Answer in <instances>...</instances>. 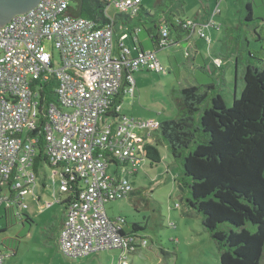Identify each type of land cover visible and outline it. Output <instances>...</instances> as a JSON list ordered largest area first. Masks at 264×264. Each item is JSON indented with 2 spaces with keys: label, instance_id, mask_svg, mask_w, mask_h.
Here are the masks:
<instances>
[{
  "label": "built area",
  "instance_id": "1",
  "mask_svg": "<svg viewBox=\"0 0 264 264\" xmlns=\"http://www.w3.org/2000/svg\"><path fill=\"white\" fill-rule=\"evenodd\" d=\"M72 1L40 0L0 27V208L20 216L27 197L40 200L39 184L48 185L40 174L49 167L51 184L68 198L60 251L76 259L137 248V238L125 231L126 219L112 218L107 206L133 190L128 175L146 161L145 144L160 120L122 115L119 96L135 94L136 72L168 68L155 50L133 54L121 43L117 51L115 17L105 10L110 21L102 24L73 16ZM104 1L132 15L142 5ZM220 12L217 7L207 20L187 25L210 41L205 28L217 27ZM161 31L168 36L165 25ZM44 86L55 100H41ZM140 241L148 243L145 237ZM7 256L0 241V264H7Z\"/></svg>",
  "mask_w": 264,
  "mask_h": 264
},
{
  "label": "rangeland",
  "instance_id": "2",
  "mask_svg": "<svg viewBox=\"0 0 264 264\" xmlns=\"http://www.w3.org/2000/svg\"><path fill=\"white\" fill-rule=\"evenodd\" d=\"M104 5L105 1L100 0ZM248 0H183V6L173 9L175 17L197 20L198 13L205 8L213 11L220 8L215 22L220 30L205 28L210 42L200 38L205 66L207 70L195 67L193 70L187 64L190 44L182 42L176 49L166 47L157 52L161 62L168 68L167 73L143 69L135 73L137 81L136 92L122 94L121 114L135 120L156 119L163 121L174 117L177 107L173 98V90H180L191 84H201L202 78L207 82H215L216 90L225 99L227 107L233 105L234 93L241 96L245 66L250 63L264 65L263 60H257L248 54L250 47L258 49L260 43L254 40V27L260 24V19L245 22L248 13L246 7ZM177 3L175 0H142V5L152 13H156L163 6H171ZM74 5L75 2L72 1ZM179 6V5H178ZM106 12L112 17L116 16V30L122 25L118 14L127 13L126 10H118L113 6L105 5ZM255 15L264 16V3L257 0ZM261 24H264L261 21ZM260 24V25H261ZM259 25V30L262 29ZM239 26V29L231 32L229 27ZM264 31V28L262 29ZM216 31V32H215ZM145 33L146 31L143 30ZM146 34V33H145ZM198 35V34H197ZM128 40V39H127ZM118 41L116 36L115 43ZM200 41V42H201ZM117 45V43H116ZM179 51H181L179 53ZM174 55L179 64L173 62ZM192 52V56H194ZM189 56V57H187ZM239 63L237 65V58ZM223 60H221V59ZM172 59V60H171ZM224 62V63H223ZM203 64V61L202 63ZM218 66L220 68H218ZM238 67V69H237ZM199 70L200 73L196 72ZM198 74L201 77H198ZM203 76V77H202ZM198 77V78H197ZM201 79V80H199ZM212 95V93H211ZM141 135L146 134L144 129H138ZM159 138L158 148L162 155V161L151 163L149 160L138 166V171L129 174L128 178L133 185V195L111 202L113 208L107 210L108 214L119 215L126 219L129 228L134 223L146 226L139 230L145 235L147 245H140L132 251L115 249L112 252L104 250L91 254L81 259L66 258L58 248L60 238V220L63 203H55L46 206L44 212L34 216L33 222L26 221L15 215V212L6 214L5 208H0V241L8 255L7 264H221L220 254L216 242L204 229L201 214L187 203V191L179 187V178L183 174L182 162L173 157L166 143L162 140L159 131H153L150 140ZM41 177L48 182L47 193H43L45 202H53L54 186L49 167H45ZM40 187V186H39ZM38 187V190H39ZM42 195V194H41ZM65 194H63L64 197ZM28 197L30 210L34 207L31 198ZM179 204V206H177ZM33 214V213H32ZM34 215V214H33ZM15 248V253H13Z\"/></svg>",
  "mask_w": 264,
  "mask_h": 264
},
{
  "label": "trees",
  "instance_id": "3",
  "mask_svg": "<svg viewBox=\"0 0 264 264\" xmlns=\"http://www.w3.org/2000/svg\"><path fill=\"white\" fill-rule=\"evenodd\" d=\"M73 1L71 15L102 24L110 21L105 15L107 1L105 5L100 0ZM175 1L172 8L163 6L156 13L141 5L137 15L120 13L117 18L128 26V32H134L137 27L146 29L152 50L158 52L180 43L194 32L187 21L195 19L175 17L173 9L183 6V0ZM256 2L247 1L245 22L260 19V24L264 23V16L255 15ZM260 24L253 30L254 40L260 43L258 49L251 48L245 37L248 54L259 61L264 59V24ZM164 25L169 29L167 37L161 31ZM228 29L234 32L239 26ZM138 50L144 49L139 47ZM236 62L238 65L239 57ZM243 79L241 96L234 95L230 107L217 92L215 82L173 90L177 113L160 121V127L154 130L161 133L173 157L182 162L179 187L187 191L188 205L201 214L204 229L217 244L221 264H264V65L249 62L244 68ZM44 89L41 100H55L53 90L46 86ZM145 158L151 163L162 161L156 143L146 142ZM133 193L134 189L128 196ZM4 211L9 214L10 209ZM23 214L26 221L33 222ZM145 227L134 223L127 231L137 238V247L142 245L138 232Z\"/></svg>",
  "mask_w": 264,
  "mask_h": 264
},
{
  "label": "crops",
  "instance_id": "4",
  "mask_svg": "<svg viewBox=\"0 0 264 264\" xmlns=\"http://www.w3.org/2000/svg\"><path fill=\"white\" fill-rule=\"evenodd\" d=\"M203 9L200 11V13H198L197 15H198V18H197V20H198V22H202V21H205L206 19H207V17L209 18L210 17V12H211V9L208 7V8H205V7H202ZM123 14V13H122ZM118 15H120V14H118ZM116 17V16H115ZM186 19H189V18H186ZM215 20V19H214ZM121 21V20H120ZM216 21V20H215ZM119 23H121V25H122V28L120 29V30H116V28H115V38H116V36L118 35V41L116 42L117 43V51H119L120 50V45H121V43H123V44H125V45H127L128 47H130L131 49H132V53L133 54H136V52H137V50H138V48L140 47V48H143L144 50H152L153 49V44H152V41H151V37L149 36V34H148V31L146 30V29H144V28H142V27H137V28H135V30H134V32H128L127 31V25H125L123 22H119ZM217 24V23H216ZM115 27H116V25H115ZM210 28H213L214 30H216V31H219L220 30V26H218L217 25V27H214V26H212V27H210ZM143 30H145L146 32V34L143 32ZM215 31V32H216ZM123 34H128L126 37H124V38H122L123 37ZM199 35H197V33H193L191 36H186V37H184L183 38V40L182 41H180V43H182V42H187L188 44H190V49H187L188 50V54H189V56H187V57H189L188 59L189 60H187V64L186 65H190L191 66V69L193 70L195 67H199L201 70H207V68L206 67H204L205 66V56H204V53H203V50H204V47L202 46V41L200 42L199 41ZM128 39V40H127ZM207 41V40H206ZM180 43H175V44H173V45H170L171 46V48L170 49H178L177 48V45L178 44H180ZM170 46H167V47H170ZM164 48H166V47H164ZM163 49V48H162ZM181 51H179V53H180ZM192 52H194V56H192ZM173 58V62H176L177 63V65L179 64V61H178V59H177V57L174 55V57H172ZM221 59V58H220ZM172 60V59H171ZM222 60V59H221ZM202 61H203V64H201L202 63ZM223 61V60H222ZM224 63V62H223ZM218 68H220L219 66H218ZM197 73H200L199 72V70L196 72V76H197ZM198 77H201L199 74H198ZM197 77V78H198ZM203 77V76H202ZM199 80H201V79H199ZM199 83H201V84H204V83H208L207 82V78L205 79L204 77L202 78V81H200ZM191 85H199V84H191ZM234 95H236V92L234 93ZM173 117V116H172ZM148 142H150V143H156L157 145H158V143H161L162 141L159 139V138H154L153 139V141L152 140H148ZM40 186V187H39ZM39 190H38V188H37V193L40 195V197H41V199L40 200H35V198L34 197H32V196H30V198H31V200H32V202H33V205H34V207L30 210V205H29V202H28V197L26 198V201H27V203H28V208H26V210L25 211H23V213H25L26 215H28L32 220H34V216H39L40 214H42L43 212H44V210L46 209L45 207V205H44V203H46V205H47V207H50V206H52V205H55V203H58L57 201H56V198L57 197H62V202H59V203H63V206H62V215H61V220H60V234H61V229H62V226H63V222H64V220H65V217H66V212H67V200H68V198H67V196L66 195H64V197H63V195L58 191V189H56L55 190V188H54V191H53V197L55 198V200L53 201V202H45L42 198H43V196H44V192L45 193H47L48 191H47V188H48V186L49 185H47V186H44V182H42V184H39ZM40 189L41 190H43V193H40L41 191H40ZM42 194V195H41ZM131 195V194H130ZM129 195V196H130ZM29 198V199H30ZM109 208H113V205H112V203L109 205ZM34 215H33V214ZM112 218H115V219H117L118 217H120L119 215H115L114 213H112L111 215H110ZM125 229H126V231H128V230H130L131 229V227L129 228V225H128V222L125 224ZM138 232V231H137ZM141 236H139V237H141V238H144L145 237V235H143L142 233H140V232H138ZM58 248H59V250H60V246H59V240H58ZM123 249H121V251H122ZM108 252H112V251H114V250H107ZM124 251V250H123ZM13 252V251H12ZM61 252V251H60ZM101 252L102 251H100V252H97V254L98 253H100L99 255H101ZM14 253V252H13ZM94 254H96V253H94ZM86 257H88V256H86ZM67 258V257H66ZM85 258V257H84ZM71 259V258H70ZM77 259H81V258H77Z\"/></svg>",
  "mask_w": 264,
  "mask_h": 264
},
{
  "label": "water",
  "instance_id": "5",
  "mask_svg": "<svg viewBox=\"0 0 264 264\" xmlns=\"http://www.w3.org/2000/svg\"><path fill=\"white\" fill-rule=\"evenodd\" d=\"M40 0H0V27L17 14L25 13L34 8Z\"/></svg>",
  "mask_w": 264,
  "mask_h": 264
}]
</instances>
